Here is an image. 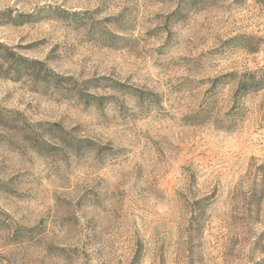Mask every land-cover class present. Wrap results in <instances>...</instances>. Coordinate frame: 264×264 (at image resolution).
Listing matches in <instances>:
<instances>
[{
  "label": "rangeland",
  "instance_id": "374dc122",
  "mask_svg": "<svg viewBox=\"0 0 264 264\" xmlns=\"http://www.w3.org/2000/svg\"><path fill=\"white\" fill-rule=\"evenodd\" d=\"M135 256L264 264V0H0V264Z\"/></svg>",
  "mask_w": 264,
  "mask_h": 264
},
{
  "label": "trees",
  "instance_id": "16d2710c",
  "mask_svg": "<svg viewBox=\"0 0 264 264\" xmlns=\"http://www.w3.org/2000/svg\"><path fill=\"white\" fill-rule=\"evenodd\" d=\"M236 1H240V0H236ZM261 81L257 80L255 78V76H249L247 79L245 80H241L238 84L237 90H236V94H240L241 92H248L251 89H258L259 87H261ZM139 259L135 256L131 262V264H139Z\"/></svg>",
  "mask_w": 264,
  "mask_h": 264
}]
</instances>
